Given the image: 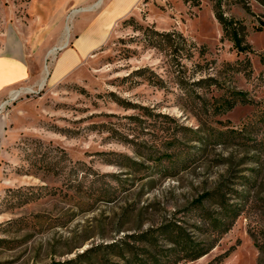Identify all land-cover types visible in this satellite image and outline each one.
Listing matches in <instances>:
<instances>
[{
  "label": "rangeland",
  "instance_id": "374dc122",
  "mask_svg": "<svg viewBox=\"0 0 264 264\" xmlns=\"http://www.w3.org/2000/svg\"><path fill=\"white\" fill-rule=\"evenodd\" d=\"M95 1L0 0V54L20 46L28 68L0 99V264L160 258L173 223L215 243L175 264H264V0H138L53 80ZM238 91L253 103L218 112Z\"/></svg>",
  "mask_w": 264,
  "mask_h": 264
},
{
  "label": "trees",
  "instance_id": "16d2710c",
  "mask_svg": "<svg viewBox=\"0 0 264 264\" xmlns=\"http://www.w3.org/2000/svg\"><path fill=\"white\" fill-rule=\"evenodd\" d=\"M215 15L220 24L222 25V29L225 35L232 41L233 46L239 52H249L252 51L251 45L245 39V31L244 26L241 22L234 19L233 17H229L225 14V12L221 9V2L216 1L214 5ZM264 26L257 27V30H262ZM153 31V30H152ZM157 37L158 42L166 44L167 46H174L179 41L184 40V36L182 33L178 31H172L167 33H161L159 31H153ZM252 99H248L245 92L238 91L235 96L230 99H225L224 103H221L218 107V112H225L231 110L236 104L241 103H253ZM262 111L258 112L259 116L262 115ZM208 194L205 193L201 198H205ZM200 202V201H199ZM225 218V217H224ZM211 219V218H208ZM213 230H216L219 234H223L227 232L230 228V222L225 221V219L221 221H211ZM161 234L167 236L168 240L173 244L171 249H168L167 253L161 254V257L158 258L157 255L147 254L142 255V258L135 259V261L131 264H175L179 260H195L204 254H206L209 250H211L215 243H205L200 244L193 241L190 237L186 236L187 234L178 224L173 223V225L167 224L166 226L161 227ZM151 232H146L142 234V237H147ZM122 246H125L122 244ZM138 249V248H136ZM228 253H225V256ZM178 260V261H176ZM174 261H176L174 263Z\"/></svg>",
  "mask_w": 264,
  "mask_h": 264
},
{
  "label": "crops",
  "instance_id": "0c3cea01",
  "mask_svg": "<svg viewBox=\"0 0 264 264\" xmlns=\"http://www.w3.org/2000/svg\"><path fill=\"white\" fill-rule=\"evenodd\" d=\"M137 2L138 0H96L92 5L83 8V10H90L103 6L99 15L82 29L80 37L76 40L74 51L66 52L60 57L52 73V79H58L74 66L87 50L98 43L96 37L106 33L113 22L128 12ZM69 29L70 26H67V30ZM27 75V62L20 46L0 54V99L10 91L12 85L23 81ZM0 125L4 123L0 121Z\"/></svg>",
  "mask_w": 264,
  "mask_h": 264
},
{
  "label": "bare ground",
  "instance_id": "6f19581e",
  "mask_svg": "<svg viewBox=\"0 0 264 264\" xmlns=\"http://www.w3.org/2000/svg\"><path fill=\"white\" fill-rule=\"evenodd\" d=\"M41 83H42V82H41ZM14 94H15V96H17L18 92H16V93L14 92Z\"/></svg>",
  "mask_w": 264,
  "mask_h": 264
}]
</instances>
